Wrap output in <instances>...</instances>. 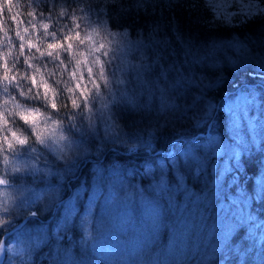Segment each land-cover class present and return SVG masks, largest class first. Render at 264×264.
<instances>
[{"label":"clouds","instance_id":"1","mask_svg":"<svg viewBox=\"0 0 264 264\" xmlns=\"http://www.w3.org/2000/svg\"><path fill=\"white\" fill-rule=\"evenodd\" d=\"M197 5L208 11L212 28L264 20L226 21L211 0L190 7ZM153 6L154 0H0V264L63 259L67 254L58 255L55 245L48 256L46 238L20 229L58 208L63 219L71 176L101 154H136L140 145L128 118L153 111L154 97L161 114L175 103L160 83L163 66L154 74L161 55L157 29L128 18L135 14L138 22ZM137 190L138 183L134 190L126 182L119 202H132ZM68 223L79 233L80 251L100 264H147L146 249L134 237L127 245L118 237L119 247L108 243L117 232L127 237V229L115 219L98 221L95 205L85 201ZM262 244L257 234V247Z\"/></svg>","mask_w":264,"mask_h":264},{"label":"trees","instance_id":"2","mask_svg":"<svg viewBox=\"0 0 264 264\" xmlns=\"http://www.w3.org/2000/svg\"><path fill=\"white\" fill-rule=\"evenodd\" d=\"M192 3L195 0H154V6L148 13L141 14L138 22L135 14L129 15L135 26L147 30L152 24L157 29L161 43L155 47L161 55L154 74L160 75L162 65L160 83L167 90L168 100H175V103L171 107L165 104L161 114L156 110L154 97L153 111L128 118L131 135L138 141L140 150L136 154L108 152L101 154L100 161L109 160L133 167L129 176L132 182H128L142 183L146 177L135 164L144 161L148 154L156 157L158 152L169 148L170 152L178 153L183 145L195 148L204 162L180 163L189 187L199 189L203 185L202 190L208 189L220 196L227 195L229 189L249 198L241 205L243 219L237 221L215 249L195 260L181 258L178 263L264 264V244L256 245L257 234L264 236V223H261L264 221V186L260 185V179H264V123L255 121L250 126L248 118L256 109L254 105L264 100V78H261L264 76V20L249 21L234 28H212L205 21L208 11L202 14L198 5L190 7ZM237 85L249 97L245 105L242 101H229ZM254 96H258V103ZM213 102H218L221 107L210 106ZM203 146L209 148L205 151ZM94 160L82 165L71 176V188H66V192L84 186V197L87 198L90 181L100 174L96 166L98 162ZM202 163L206 169L202 168ZM220 165L226 172L220 170ZM164 208L168 209L166 204ZM52 212L41 216L40 220L47 219ZM166 214L165 218L162 215V234L169 228V222H165ZM257 223L259 227H254ZM248 228L253 231L248 232ZM69 231L71 239L67 234ZM78 235L74 224L66 223L55 235L50 233L44 237L48 256L51 257L55 245L58 255L68 254L69 248L72 250L71 258H64L70 260L68 264H75V261L92 264L91 253L81 252L77 246ZM157 243H161L158 247L162 246V237ZM151 253L150 249L146 254L147 264H155L150 258ZM41 264L49 262L43 259ZM52 264L64 263L60 259Z\"/></svg>","mask_w":264,"mask_h":264},{"label":"rangeland","instance_id":"3","mask_svg":"<svg viewBox=\"0 0 264 264\" xmlns=\"http://www.w3.org/2000/svg\"><path fill=\"white\" fill-rule=\"evenodd\" d=\"M254 73L261 75L260 72ZM235 90L229 97V101L231 103L242 101L245 105L249 97L238 85ZM254 100L258 103V96ZM210 106L221 107V104L213 102ZM254 106L256 109L248 115L250 126L255 121L264 123V100ZM208 148L202 147L205 151ZM150 155L148 154L144 161L135 164V167L139 166L138 170L142 176L146 177L142 183L140 181L128 182H132L129 176L133 167H125L122 166L124 164H116L109 160L101 162L102 156L95 159L94 161L98 162L96 166L100 174L90 181L87 198L84 197V186H81L80 189H72L71 198L61 205L62 208L67 209L63 219L60 218L61 214L58 208L48 217L46 216L47 219L40 220L39 218L36 221H30V227L25 225L20 230L41 236V238L47 237L53 233L54 228L57 231L64 227L77 209L82 211L84 203L87 201L88 204L95 205L98 221L107 223L115 219L127 229V237L121 236L117 232L108 241L109 244L119 247V239H123L127 245L130 242L129 238L134 237L137 242L143 243L146 254L151 249V259L155 254V260H152L155 264H171L172 261V264H179L178 260L181 258L187 257L188 259L190 257L195 260L197 256L211 252L221 243L231 228L236 226L237 221L243 219L241 205L245 204L249 196L229 189L226 190L227 195L220 196L214 194V191L202 190L203 185L199 189L189 187L184 181L185 172L181 169L180 163L204 162L195 148L183 145L178 153L170 152L169 148L158 152L156 157ZM182 157L183 160H181ZM202 164V168L206 169L205 163ZM220 170L226 172L222 165H220ZM209 174H211L210 171ZM126 182L131 184L134 190L138 183L139 188L136 191V198L127 204L119 202ZM260 185L264 186V179H260ZM113 192L118 193L114 197L117 203L109 206L107 201L113 198ZM164 204H166L167 210L164 208ZM165 214L167 216L165 222H169V228L162 234L164 225L162 215L164 217ZM66 215L68 216L66 217ZM78 218L77 214L76 219ZM118 237L119 239H117ZM161 237L163 244L158 247L161 243H157V241ZM169 242H171V246L166 248L165 245ZM150 245L151 247H149ZM71 251L69 248L65 257L71 258ZM64 258L61 259L64 264L70 263V260H64ZM72 259L74 260V255ZM98 262L93 256L92 264ZM81 263V261H75V264Z\"/></svg>","mask_w":264,"mask_h":264},{"label":"snow or ice","instance_id":"4","mask_svg":"<svg viewBox=\"0 0 264 264\" xmlns=\"http://www.w3.org/2000/svg\"><path fill=\"white\" fill-rule=\"evenodd\" d=\"M211 3L217 14L226 21H231L236 17L248 18L264 15V0H211ZM49 47L51 48L53 45H49Z\"/></svg>","mask_w":264,"mask_h":264}]
</instances>
